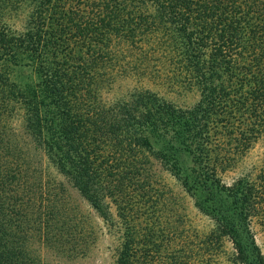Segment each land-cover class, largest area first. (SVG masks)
Returning a JSON list of instances; mask_svg holds the SVG:
<instances>
[{
  "label": "trees",
  "instance_id": "trees-1",
  "mask_svg": "<svg viewBox=\"0 0 264 264\" xmlns=\"http://www.w3.org/2000/svg\"><path fill=\"white\" fill-rule=\"evenodd\" d=\"M263 134L264 0H0V264H42L35 236L66 248L77 232L30 145L117 233L114 264H264V153L242 167Z\"/></svg>",
  "mask_w": 264,
  "mask_h": 264
},
{
  "label": "rangeland",
  "instance_id": "rangeland-1",
  "mask_svg": "<svg viewBox=\"0 0 264 264\" xmlns=\"http://www.w3.org/2000/svg\"><path fill=\"white\" fill-rule=\"evenodd\" d=\"M13 80L19 84L25 83V77L16 72L13 75ZM127 85L128 83L118 82L109 93L103 94L104 99L109 102L117 99L127 90ZM167 97L172 99L179 106H190L198 99L196 93L184 96L168 95ZM14 124L22 133L20 122L16 120ZM166 141L168 142L169 140L167 139ZM155 143L156 148L162 146V149L166 150V147H164V144L161 142ZM30 147L33 160L40 165L46 178H48V180L54 185L50 198L57 193V195L60 196V200L63 201L66 213L69 212L70 215H75L76 217L74 221L72 218V222L66 220L68 226H73L74 224L78 225V227L73 228L77 229V232L70 238H74V241L71 240L72 243L66 248H61L57 241L40 240L35 236L31 241V249L34 254L37 255L42 264H114L118 247L117 233L109 228V226L80 196L78 191L71 186L68 180L57 173L41 152L34 150L32 145H30ZM170 152L167 153L168 159L169 162H172L176 167L175 172L188 173L190 169L193 168L191 155L184 151H181L180 153L179 151ZM263 153L264 134L259 138L253 149L245 157L242 167L245 168L246 166L257 162ZM155 170L161 173L164 180L168 183L170 188H172L174 194L177 196L178 203L179 201L180 205L182 203L181 207L187 214L191 224L198 230H208L211 227V222L199 214L194 207L193 199L180 187L179 181L173 176V172L168 168L167 170H164L159 164H155ZM238 172L239 170L237 169L235 172L228 173L224 176L223 180L229 182ZM56 184L59 186H56ZM253 232L255 235V241L264 255V232H262L259 227H254ZM226 249L228 252L232 251L229 243H226ZM221 260L222 264H229V262L226 261V257H223Z\"/></svg>",
  "mask_w": 264,
  "mask_h": 264
}]
</instances>
